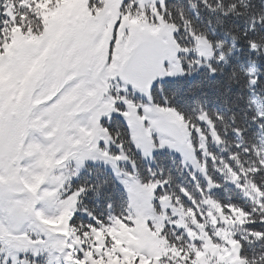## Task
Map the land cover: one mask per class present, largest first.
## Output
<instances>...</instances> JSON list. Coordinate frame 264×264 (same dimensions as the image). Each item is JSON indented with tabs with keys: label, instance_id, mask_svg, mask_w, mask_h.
Masks as SVG:
<instances>
[{
	"label": "snow or ice",
	"instance_id": "snow-or-ice-1",
	"mask_svg": "<svg viewBox=\"0 0 264 264\" xmlns=\"http://www.w3.org/2000/svg\"><path fill=\"white\" fill-rule=\"evenodd\" d=\"M200 4L0 0V264H264V0Z\"/></svg>",
	"mask_w": 264,
	"mask_h": 264
},
{
	"label": "trees",
	"instance_id": "trees-1",
	"mask_svg": "<svg viewBox=\"0 0 264 264\" xmlns=\"http://www.w3.org/2000/svg\"><path fill=\"white\" fill-rule=\"evenodd\" d=\"M175 3L178 4L179 6L183 7L189 14H193L194 10L191 8V5L195 4L197 6L195 11H200L201 16H202V20L200 21L201 26L202 27H208V21L209 20L212 21L213 25H215L216 17L218 14H212V13L208 12L200 4V0H190V2H189V0H175ZM213 3H215V0H213ZM261 65L264 66V60H261ZM190 79L194 81V80H198V79H203V77L196 75V76L191 77ZM210 90H211V85L209 82L206 81L205 88L203 91H210ZM197 97H199L201 100L204 99V97L200 96L199 93L197 94V96L188 97V100H187V103L185 104V107L187 108V110L189 112H191L192 108L194 107L193 101H195L197 99ZM208 101H209V103H208L209 108L218 106L217 104H215L212 101L211 96L208 97ZM177 161H178V159H177ZM169 166H171L170 161H169ZM172 172H173V176L175 177L176 183H183L186 180V179L184 180L185 173L181 174L175 166H172ZM229 188L231 190V186H229Z\"/></svg>",
	"mask_w": 264,
	"mask_h": 264
},
{
	"label": "rangeland",
	"instance_id": "rangeland-1",
	"mask_svg": "<svg viewBox=\"0 0 264 264\" xmlns=\"http://www.w3.org/2000/svg\"><path fill=\"white\" fill-rule=\"evenodd\" d=\"M229 39V42H230V37L228 38ZM176 155V157H177V159H178V162H179V154L178 153H176L175 154ZM185 173V177H184V180L187 178V172H184ZM183 180V181H184ZM183 184H185L186 186H188V187H192V185L188 182V180L186 179L184 182H183Z\"/></svg>",
	"mask_w": 264,
	"mask_h": 264
}]
</instances>
